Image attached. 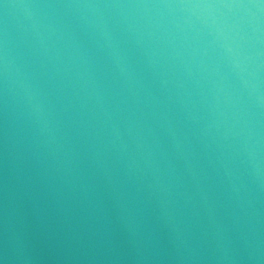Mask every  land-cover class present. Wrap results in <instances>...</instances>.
I'll use <instances>...</instances> for the list:
<instances>
[{"label":"water","instance_id":"95a60500","mask_svg":"<svg viewBox=\"0 0 264 264\" xmlns=\"http://www.w3.org/2000/svg\"><path fill=\"white\" fill-rule=\"evenodd\" d=\"M0 264H264V0H0Z\"/></svg>","mask_w":264,"mask_h":264}]
</instances>
